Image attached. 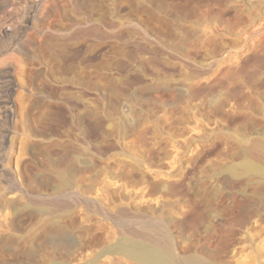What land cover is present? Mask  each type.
I'll return each instance as SVG.
<instances>
[{
  "label": "rangeland",
  "instance_id": "1",
  "mask_svg": "<svg viewBox=\"0 0 264 264\" xmlns=\"http://www.w3.org/2000/svg\"><path fill=\"white\" fill-rule=\"evenodd\" d=\"M247 155L264 0H0V264H264Z\"/></svg>",
  "mask_w": 264,
  "mask_h": 264
},
{
  "label": "bare ground",
  "instance_id": "2",
  "mask_svg": "<svg viewBox=\"0 0 264 264\" xmlns=\"http://www.w3.org/2000/svg\"><path fill=\"white\" fill-rule=\"evenodd\" d=\"M231 171L233 172V174L237 173V175L242 174L244 172L242 175L246 174V176L248 175V178L250 177L252 179H257L258 177L264 176V165L260 164L255 158H252L247 155L245 156L242 163L239 164V166L232 168ZM240 171L242 172L239 173ZM172 248L173 247H165L163 244L159 246H151L148 244L139 245L135 242H128L127 244H125L124 247L119 248L118 251L123 252L127 256L135 259L139 264H224V262L221 261L220 257L217 255H213L211 258L205 261V259L200 258L196 255H177V253L173 252L174 249L172 250ZM234 250L236 249L234 248Z\"/></svg>",
  "mask_w": 264,
  "mask_h": 264
}]
</instances>
